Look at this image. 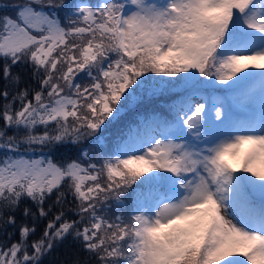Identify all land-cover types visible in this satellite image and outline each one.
I'll return each mask as SVG.
<instances>
[{
    "label": "snow or ice",
    "instance_id": "snow-or-ice-1",
    "mask_svg": "<svg viewBox=\"0 0 264 264\" xmlns=\"http://www.w3.org/2000/svg\"><path fill=\"white\" fill-rule=\"evenodd\" d=\"M245 69L264 0H0V264H264V71ZM170 89L168 118L123 122Z\"/></svg>",
    "mask_w": 264,
    "mask_h": 264
},
{
    "label": "trees",
    "instance_id": "trees-1",
    "mask_svg": "<svg viewBox=\"0 0 264 264\" xmlns=\"http://www.w3.org/2000/svg\"><path fill=\"white\" fill-rule=\"evenodd\" d=\"M70 2H74V0H70ZM87 2L95 4L97 3V0H87ZM256 71H263V70L256 69ZM149 75H154V74H149ZM164 79H174V78L164 77ZM26 83L34 87L36 86V82L32 80H26ZM179 91L180 89L163 90L158 92L155 96H150L139 107L133 105L126 108L122 112L123 122L132 120L135 121L137 124H146V122L148 123V121L152 117L156 119V122L168 118V114L170 113V107L174 103L176 99V94ZM0 126H2V122H0ZM120 128H121V123H114L104 131V136L111 138L117 134ZM9 134H11V131H9ZM101 145L107 147V145H105L103 141L101 142ZM74 155H75L74 151H70L67 148H59L52 150V157L56 161H61L69 157H73ZM23 206L24 205H22V207ZM16 215H17L18 223L23 222V217L21 216V213L17 212ZM45 223L46 221L39 222V224L37 225V232L35 236L32 237L33 239L39 237ZM8 232L13 233L12 239H15L18 235L11 228L8 229ZM7 238L8 237L6 233H0V241L6 240ZM74 252L75 249L70 250L66 247H58L56 251H54L51 255L45 257L44 264H59V262L62 260L71 259L72 253Z\"/></svg>",
    "mask_w": 264,
    "mask_h": 264
},
{
    "label": "rangeland",
    "instance_id": "rangeland-1",
    "mask_svg": "<svg viewBox=\"0 0 264 264\" xmlns=\"http://www.w3.org/2000/svg\"><path fill=\"white\" fill-rule=\"evenodd\" d=\"M250 70L256 71V69H245V71H250ZM196 99L199 100V96H197ZM257 107H258V105H257ZM237 115H239V116H243L242 113L237 114ZM154 122H156V119H154L153 117L148 121V123H154ZM146 123H147V122H146Z\"/></svg>",
    "mask_w": 264,
    "mask_h": 264
}]
</instances>
